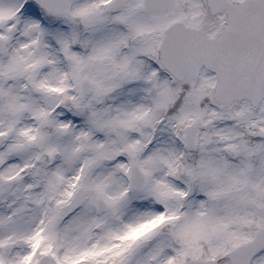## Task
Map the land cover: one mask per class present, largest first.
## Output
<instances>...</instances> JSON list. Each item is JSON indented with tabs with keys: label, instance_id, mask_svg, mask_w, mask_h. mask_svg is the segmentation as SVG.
<instances>
[{
	"label": "snow or ice",
	"instance_id": "1",
	"mask_svg": "<svg viewBox=\"0 0 264 264\" xmlns=\"http://www.w3.org/2000/svg\"><path fill=\"white\" fill-rule=\"evenodd\" d=\"M0 264H264V0H0Z\"/></svg>",
	"mask_w": 264,
	"mask_h": 264
}]
</instances>
